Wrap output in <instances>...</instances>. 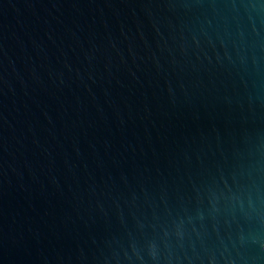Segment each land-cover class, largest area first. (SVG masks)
<instances>
[{"label": "water", "instance_id": "1", "mask_svg": "<svg viewBox=\"0 0 264 264\" xmlns=\"http://www.w3.org/2000/svg\"><path fill=\"white\" fill-rule=\"evenodd\" d=\"M0 264H264V0H0Z\"/></svg>", "mask_w": 264, "mask_h": 264}]
</instances>
